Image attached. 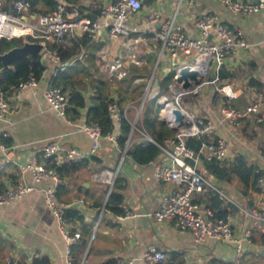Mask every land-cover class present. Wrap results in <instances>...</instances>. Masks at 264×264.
<instances>
[{"label":"crops","instance_id":"obj_1","mask_svg":"<svg viewBox=\"0 0 264 264\" xmlns=\"http://www.w3.org/2000/svg\"><path fill=\"white\" fill-rule=\"evenodd\" d=\"M107 1L109 0H77L76 4L84 14L96 16L99 7ZM152 12L159 14L160 21L175 17L184 31L192 37L199 35L195 17L201 13L217 14L223 22L241 31L250 44L249 47L238 50L217 71L212 70L209 74L211 79H208L203 90L199 94L183 98L185 101L182 105L212 122L211 131L203 136L206 141L216 137L227 140L229 151L227 158L220 162L221 166L230 170L235 159L241 157L255 171L264 169V124L258 123L255 115L247 111L255 95L264 93V8L242 15L225 9L217 0H142L141 10L137 14H129L127 22L133 28L148 30L150 25L147 23V16ZM102 36L100 34L98 38L89 39L85 49L88 55L91 52L94 54L98 70L107 78L106 62L119 55L125 56L128 51L123 37L108 40ZM100 50L103 59L97 56ZM158 50L155 43L141 44L139 51L142 64L139 68L146 66L149 70L147 54L152 56L156 64ZM168 60L167 55H162L159 66H165ZM158 71L154 79L161 82L166 72L162 73L161 69ZM220 72L223 74L221 78L218 77ZM148 77H137L134 82L144 80L147 84ZM45 78L46 75L37 86L23 90L19 97H13L11 101L10 124L6 126L9 134L7 157L10 161L4 162L0 152V188H8L20 179L22 175L19 164L32 157L40 159L41 149L48 140L57 138L65 150H76L81 155L82 165L61 178L60 185L64 191L59 200L79 209L85 223L92 225V229L86 247L75 245L71 259L73 255L78 264H88L92 255L91 264H103L109 259H115L116 262L118 259H132L134 264H142L140 258L149 248L162 251L165 260L170 252H175L177 258L173 264H247L258 257L264 259V227L256 216L264 209V184L256 187L253 182L244 185L234 176L229 179L216 176L208 170V163L201 155L194 161L195 167L225 197L221 198L217 194L219 203L214 206L216 200L212 197L215 193L208 187L205 192L195 196V200L201 208L224 210L234 236L240 238L246 230L250 231V242H241V252L236 251L235 244L210 238L196 243L189 231L177 228L171 220L156 222L151 215L153 210L158 206L162 195L173 191L175 186L172 183H158L151 163L138 165L129 157H124L118 171L124 184L121 190L122 209L123 212L129 210L132 215L126 217L123 213L114 217L104 211L106 196L102 193V185L105 183L95 178V174L115 167L118 162L120 149L117 137L120 134V123L115 124L112 139H102L97 153L100 163H95L89 156L92 140L80 131L88 122L87 108L80 110L77 118H68L69 122L57 116L48 109L43 96ZM223 85H229L235 94L229 101L220 90ZM111 90V95L115 96L114 89ZM91 92L85 96H92ZM226 102L242 113L235 125L221 118L220 110ZM123 112L131 124L130 144L142 142L145 138L135 131L137 116L132 120V102L123 108ZM23 178L33 186V190L18 200L0 206V264H11L7 260L31 264L33 258L41 257H47L49 264H69V243L62 235L59 222L45 204V193L51 180L47 178L34 182L28 173ZM95 199L102 201L99 209L92 208ZM79 200L83 203L77 204ZM75 230L78 234L80 227L77 225Z\"/></svg>","mask_w":264,"mask_h":264},{"label":"built area","instance_id":"obj_2","mask_svg":"<svg viewBox=\"0 0 264 264\" xmlns=\"http://www.w3.org/2000/svg\"><path fill=\"white\" fill-rule=\"evenodd\" d=\"M217 1L225 9L242 15L255 13L264 8V0ZM141 8L142 0H109L99 7L96 19H93L84 14L78 4H68L64 0H58L55 7L46 13L33 11L30 0H0V39L22 38L24 41L42 43L43 48L38 55L45 66L40 78L29 74L15 87L8 89L0 87V152L3 154L4 162L10 161L7 157L9 147L3 140L9 135L6 126L10 124L11 101L13 97H19L23 90L37 86L44 75L46 78L43 96L48 109L64 120L70 121L67 117L68 97L62 87L54 84V76L59 71L73 66L77 61L83 60L87 50L81 47L78 56L61 63L56 50L50 49L48 43L70 47L77 44L82 36L91 40L98 38L100 34L108 40L118 36L123 37L124 44H127V55H119L106 62L107 78L111 82H119L125 78L130 72L131 65L142 64L139 51L141 44L155 43L159 47L156 64L147 79L144 94L150 91L157 70L161 69L162 73L168 71L172 75L167 86L168 94L162 93L161 89L155 91V105L159 108L158 118L173 129L174 134L164 139L162 144H156L160 154L151 164L155 180L163 184L172 183L175 189L162 195L158 206L151 214L152 218L156 222L173 221L177 228L189 231L196 243H202L206 238H210L235 244L236 251L241 252V242L243 240L250 242V231L246 230L240 238L234 236L227 217L214 218L212 209L201 208L195 200V196L205 192L208 187H211L213 192L219 194L221 198L225 197L197 170L194 161L201 155L206 161L214 159L222 162L227 158L229 144L224 137H216L203 142L198 151H194L187 145L188 138L202 136L210 132L213 126L209 119L187 110L182 105L181 99L188 94H199L208 83V76L212 70L220 69L229 57L235 55L238 50L247 49L250 44L239 29L226 24L214 13H201L195 17V26L199 31L198 37L188 35L175 17L160 21L159 14L156 12L147 16V23L150 25L148 30L133 28L127 22L128 15L137 14ZM164 54L169 60L165 66H159ZM97 56L104 58L102 50ZM186 67L191 71L199 72L198 83L192 81L189 88H183L182 83L177 82L182 69ZM220 90L227 97V101L235 96L229 85L221 86ZM174 108L180 109L184 114L182 124L176 120ZM108 109L109 117L114 124H119L120 119L125 117V113L120 112L114 101L109 104ZM247 111L255 115L258 123L264 124V93L255 95ZM220 115L223 120L235 125L242 113L226 102L221 107ZM80 131L92 140L89 156H97L102 139L105 137L112 139L111 135L102 136L100 127L94 122L88 121L80 128ZM148 140L153 142L149 136ZM129 145L130 134L124 148L120 150L116 166L95 174V178L108 186L106 197L111 191ZM80 159L81 155L76 150H65L57 138L48 140L41 149L40 159L32 157L29 161L19 164L18 168L22 177L0 192L1 206L18 200L33 190V186L24 181L25 173L30 174L34 182L47 178L51 180V185L45 193V204L59 222L62 235L69 243L67 249L70 257L69 264H72V245L77 243V235L76 232L72 233L73 226L65 221L64 210L72 204L59 200L56 193L61 178L55 169L47 166L46 161L50 160L55 165H60L70 161L78 162ZM256 172L260 175L256 179L255 186L260 187L264 184V169H257ZM76 203L82 204L83 201L79 200ZM124 215L128 217L132 214L129 210H125ZM256 216L264 227V209L260 210ZM164 260L165 254L155 248H149L140 258L142 264H160ZM117 264H134V260L118 259Z\"/></svg>","mask_w":264,"mask_h":264},{"label":"trees","instance_id":"obj_3","mask_svg":"<svg viewBox=\"0 0 264 264\" xmlns=\"http://www.w3.org/2000/svg\"><path fill=\"white\" fill-rule=\"evenodd\" d=\"M31 8L33 11L39 13H46L51 11L58 0H30ZM68 4H76L77 0H64ZM24 40L22 38L12 39H0V54L15 47L22 45ZM89 38L82 36L77 44L70 47H63L57 43H48V47L52 50H56L59 61L64 63L71 58L78 56L81 47L87 48ZM147 59L150 63L152 56L147 54ZM2 65L0 63V69ZM45 66L40 60V56L20 57L15 59L10 68L4 72H0V87L8 89L15 87L20 80H24L29 74H33L36 78H40ZM149 70L146 66L139 68V66H132V72L119 82L109 81L104 73H101L95 62L94 54L91 52L87 54L84 60L77 61L73 66L68 67L64 71H59L54 76V84L62 87L63 91L68 97L69 107L67 109V117L70 119L77 118L79 111L87 108L86 116L88 121L98 124L101 130L102 136L111 135L115 130V124L109 117L108 106L111 102H116L120 112L130 102L138 103L140 96L144 92V86L146 81L134 82L135 78H147L149 76ZM220 72V78L222 77ZM172 75L168 73L164 76L163 81L160 82V89L162 93H165L168 83L171 81ZM253 83V82H252ZM114 89L115 96H112L111 92ZM92 91V96H85ZM158 107L155 105V100H146V104L143 107L141 121L139 129L147 134L152 140L144 139L142 142H132L125 153V157H129L135 164L144 165L154 161L160 154V149L156 144H162L163 140L172 136L174 130L169 128L165 122L158 118ZM120 134L117 137V146L121 150L126 144V140L131 132V124L127 121V118L122 117L120 119ZM190 137L187 140L189 145L194 151H198L201 144L206 142L205 138ZM5 145H8L7 138L3 140ZM95 163H100L98 156H91ZM81 161V160H80ZM78 162H65L60 165H55L50 160L46 161L48 167L57 171L60 178H63L70 173L78 170L82 163ZM208 170L216 176L229 179L230 177H236L242 184L248 185L250 182L253 184L260 173L256 172L253 167H250L241 157L235 159L234 165L230 170L221 166L220 162L216 160L207 161ZM123 180L119 178V172L114 180L113 186L104 204V211L110 213L114 217L123 215L122 202L123 195L121 190L123 189ZM3 189L0 188V192ZM64 188L59 185L57 187V193L59 199L63 194ZM108 186L102 185V193L106 196ZM212 197L216 200L214 206L219 203L217 193ZM66 203V202H65ZM102 207V201L95 199L92 204V208L99 209ZM212 209V208H210ZM214 212V218L225 219L226 212L220 209H212ZM65 221L73 226L72 233L76 230L77 225L80 227L79 235H77V243L72 245L80 248L86 247L87 242L91 235L92 225L85 223L84 216L79 209L74 207H68L64 210ZM177 254L170 252L169 257L160 264H173L176 260ZM222 263V262H220ZM31 264H49L47 257L33 258ZM72 264H78L77 260L72 255ZM103 264H117L115 259H109ZM224 264V263H222Z\"/></svg>","mask_w":264,"mask_h":264},{"label":"water","instance_id":"obj_4","mask_svg":"<svg viewBox=\"0 0 264 264\" xmlns=\"http://www.w3.org/2000/svg\"><path fill=\"white\" fill-rule=\"evenodd\" d=\"M91 18L96 19L95 15L88 14ZM43 48L42 43H33V42H28L24 41L22 45L20 46H15L3 53L0 54V63L2 65L0 72H4L10 68V65L12 62L20 57H29V56H36L40 53V51ZM168 74V71L166 72V75ZM199 72L194 70L191 71L188 67L183 68L180 76L177 78L178 83H182L183 88H189L192 85V81L194 83H198L199 78H198ZM208 79H211L208 76ZM160 89V82L156 78L153 81V84L151 86V89L148 94H144L143 99L141 100V107L145 100H155L156 99V94L155 91ZM173 113L176 116V120L182 124L184 121V114L180 109L174 108ZM107 199V197H106Z\"/></svg>","mask_w":264,"mask_h":264},{"label":"rangeland","instance_id":"obj_5","mask_svg":"<svg viewBox=\"0 0 264 264\" xmlns=\"http://www.w3.org/2000/svg\"><path fill=\"white\" fill-rule=\"evenodd\" d=\"M149 65H150V66H149V70H150V74H151L152 69L154 68V65H155V60L153 61V58H152L151 62L149 63ZM158 72H160V70H159ZM162 81H163V79H162ZM148 93H149V92H148ZM168 93H169V90L166 89V90H165V94H168ZM143 94H144V93H143ZM143 94L140 96V101H139L138 103H132V120H133V118H134L135 115H136V116H137V119H136V121H137V122H136V128H137V130H135V131H136V133H137L138 135H142L143 138H145V139L148 140V135L145 134L143 131H141V130L139 129V125H140V121H141V116H142L143 107H144V105L146 104V102H145L144 105H143V107L140 106L141 100L143 99ZM190 95H191V94H188V95L182 97L181 101H182V102L185 101V100H184L185 97L190 96ZM183 98H184V99H183ZM155 101H156V99H155ZM158 110H159V108H158ZM92 261H93V256L91 255V257L89 258L88 264H91ZM247 264H264V259L258 257L257 260H256V259H255V260H252V261H250V263H247Z\"/></svg>","mask_w":264,"mask_h":264}]
</instances>
